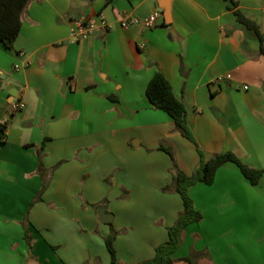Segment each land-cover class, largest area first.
Returning a JSON list of instances; mask_svg holds the SVG:
<instances>
[{
    "label": "crops",
    "instance_id": "obj_1",
    "mask_svg": "<svg viewBox=\"0 0 264 264\" xmlns=\"http://www.w3.org/2000/svg\"><path fill=\"white\" fill-rule=\"evenodd\" d=\"M236 10L259 24L263 43ZM155 12L153 27L123 24ZM98 15L106 31L70 38L73 19ZM21 18L14 48L0 40V264H110L109 223L118 259L138 264L183 210L164 190L175 161L191 175L199 150L232 151L264 168V0H29ZM157 71L195 140L150 104ZM190 195L204 218L185 228L173 264L195 252L198 264H264V175L253 185L228 162Z\"/></svg>",
    "mask_w": 264,
    "mask_h": 264
},
{
    "label": "trees",
    "instance_id": "obj_2",
    "mask_svg": "<svg viewBox=\"0 0 264 264\" xmlns=\"http://www.w3.org/2000/svg\"><path fill=\"white\" fill-rule=\"evenodd\" d=\"M28 1L29 0H0V40L10 49L14 48L15 41L21 31V17ZM233 4L236 6L237 2H234ZM235 13L239 23L244 27L255 31L261 40V43H263V34L259 24L240 10H236ZM261 51L264 54L263 44ZM146 95L150 104L154 108L165 111L172 118L176 129H178L185 137L195 140L193 130L188 121L186 106L184 102L176 96L170 80L162 71H157L152 77L147 86ZM160 148L167 151L174 158V153L171 147L161 144ZM199 152L202 157L201 164L197 171L191 175L181 170L176 164L174 158L175 163L172 169L173 183L172 185L164 187V190L175 191L181 195L183 199V210L175 224L169 227L168 240L157 246L154 257L141 261L138 264H173L175 260H177L173 255L182 243L185 228L191 223L202 221L204 218L202 211L196 208L190 195L191 186L198 182H203L208 185L212 184L215 180L218 169L228 162L234 163L253 185H257L264 175V168H256L246 164L232 151L218 152L209 158H206L202 150H199ZM39 156V173L44 176V173L47 170L44 168L41 161L42 154ZM48 185L49 181L44 180L37 200H41V195ZM109 224L111 225V231L106 237V245L111 254L110 264H124L118 259L115 248V239L118 236L119 231L114 229L112 226L113 223ZM25 237L30 239L29 231L26 232ZM203 254L204 252H195L179 258L178 260H183L187 262V264H198L197 259Z\"/></svg>",
    "mask_w": 264,
    "mask_h": 264
},
{
    "label": "built area",
    "instance_id": "obj_3",
    "mask_svg": "<svg viewBox=\"0 0 264 264\" xmlns=\"http://www.w3.org/2000/svg\"><path fill=\"white\" fill-rule=\"evenodd\" d=\"M158 13L155 12L150 17L141 20L137 17L127 16L123 19V24L126 28H129L131 25L139 24L144 25L146 27H153L157 23ZM108 28V24L102 15H98L96 17H83V18H76L73 19L70 23L69 33L70 38L74 41H83L89 39L92 33L97 30L101 29L106 31ZM248 88V86H245ZM25 103L23 100H18L13 102L12 104V111L16 112L23 109Z\"/></svg>",
    "mask_w": 264,
    "mask_h": 264
},
{
    "label": "water",
    "instance_id": "obj_4",
    "mask_svg": "<svg viewBox=\"0 0 264 264\" xmlns=\"http://www.w3.org/2000/svg\"><path fill=\"white\" fill-rule=\"evenodd\" d=\"M98 214L100 216V218L104 221V222H111L113 221V214L107 213L106 212V208L104 206H100L98 209Z\"/></svg>",
    "mask_w": 264,
    "mask_h": 264
},
{
    "label": "rangeland",
    "instance_id": "obj_5",
    "mask_svg": "<svg viewBox=\"0 0 264 264\" xmlns=\"http://www.w3.org/2000/svg\"><path fill=\"white\" fill-rule=\"evenodd\" d=\"M48 172H49V171H46L44 174H46V175H47V174H48ZM100 206H102V205H100ZM118 233H120V231H119Z\"/></svg>",
    "mask_w": 264,
    "mask_h": 264
}]
</instances>
